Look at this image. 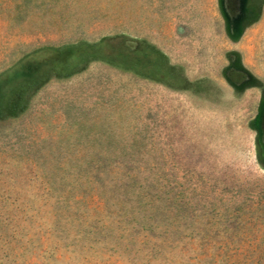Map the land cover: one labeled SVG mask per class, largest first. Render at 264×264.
I'll list each match as a JSON object with an SVG mask.
<instances>
[{
  "label": "rangeland",
  "instance_id": "obj_1",
  "mask_svg": "<svg viewBox=\"0 0 264 264\" xmlns=\"http://www.w3.org/2000/svg\"><path fill=\"white\" fill-rule=\"evenodd\" d=\"M0 264H264V0H0Z\"/></svg>",
  "mask_w": 264,
  "mask_h": 264
}]
</instances>
